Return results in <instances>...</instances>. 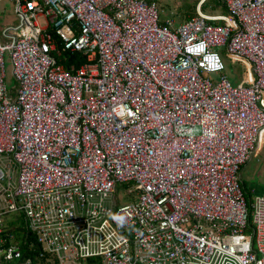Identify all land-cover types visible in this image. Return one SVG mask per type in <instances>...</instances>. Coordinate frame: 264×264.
<instances>
[{"label":"built area","instance_id":"2783aa9c","mask_svg":"<svg viewBox=\"0 0 264 264\" xmlns=\"http://www.w3.org/2000/svg\"><path fill=\"white\" fill-rule=\"evenodd\" d=\"M220 1L176 26L157 0H12L0 264H264V194L240 179L264 143V0Z\"/></svg>","mask_w":264,"mask_h":264},{"label":"rangeland","instance_id":"374dc122","mask_svg":"<svg viewBox=\"0 0 264 264\" xmlns=\"http://www.w3.org/2000/svg\"><path fill=\"white\" fill-rule=\"evenodd\" d=\"M158 7L163 10L165 13L170 10V15L172 14L174 21L177 25L184 20L183 14L189 15L190 12L193 15L196 14L200 4H202V0H157ZM194 6V10L187 8ZM212 6L208 7V12H204L200 7L201 12L207 15H219L217 12H211ZM188 9V10H187ZM167 11V12H166ZM194 14V15H195ZM169 17V16H168ZM37 22L40 27H44L46 25L45 19L43 17H38ZM20 21L17 15L13 10V2L12 0H8L5 3L0 4V42L5 44L6 40L2 37V31L6 27H15L19 25ZM220 53V52H219ZM5 84L9 88H13L14 81L11 74V63L9 61L8 54H5ZM223 62L226 66L225 72L229 76L230 79H233L235 86L239 85L244 76V70L239 64H232L229 59L222 55ZM81 62V60L77 57H74V63L77 65ZM9 158V157H8ZM10 159V158H9ZM9 159L6 156L0 155V170L4 173L5 176L11 174L12 182L15 181L17 177V170L14 166H11L12 171H8ZM242 178L244 180L245 185L249 190H251L254 195H263L264 194V143L262 151L259 154L255 155L250 163H248L245 169L242 172ZM3 183V182H1ZM117 201L121 202L119 205L126 204L127 201H123V190L117 192L116 194ZM17 214H11L8 217L14 219ZM4 222L7 226L9 220L7 217L4 218ZM33 264H44L41 261L35 260Z\"/></svg>","mask_w":264,"mask_h":264},{"label":"trees","instance_id":"16d2710c","mask_svg":"<svg viewBox=\"0 0 264 264\" xmlns=\"http://www.w3.org/2000/svg\"><path fill=\"white\" fill-rule=\"evenodd\" d=\"M209 6H212V8H211V12H217V13H219V15H225L227 12H226V8H225V6L222 4V2L220 1V0H204L203 2H202V4H201V8H202V10L204 11V12H208V7ZM187 8H190V9H192V11L194 10V6H192V7H187ZM188 10V9H187ZM195 14V13H194ZM192 15L191 14V12H190V14L189 15H185V14H183V17H184V20L183 21H185V20H187V19H189V18H191V17H193V16H195V15ZM182 21V22H183ZM215 25H223L224 23L223 22H215L214 23ZM55 39L58 41V42H60L59 41V39L55 36ZM69 59V58H68ZM68 59L66 60V61H64L63 62V64L65 65V66H67V67H69V65L70 64H72V63H74V60L72 61H68ZM81 62H82V60H81ZM80 65V63L79 64H77L76 66H79ZM244 190V192H245V194H246V197L247 198H250L251 197V192L249 191V190H247L246 188H244L243 189ZM9 215H7V216H5L4 218H6L7 217V220H9V222L7 223V226H6V228H9V229H11V230H14V233H15V235H16V237H17V240L18 241H26V244H28V243H33L34 245H35V247H34V251H32L31 253H30V255H29V257H31V259H35L34 258V255L36 254V253H39L41 250V248H40V246L39 245H36V243H35V238H34V236L33 235H31V234H26V229H25V226L23 225L24 224V221H23V219H22V216L21 215H17L14 219H11L10 220V218L8 217ZM13 220H17V222H19V226H18V228H16V227H14L13 225H14V221ZM6 225V224H5ZM26 236V239L24 240L23 238ZM28 249V247H26L25 248V253L28 251L27 250ZM51 260H53V259H51ZM41 262H43L44 264H47L46 262H45V260L43 259ZM49 264H55V262L53 261V263H49Z\"/></svg>","mask_w":264,"mask_h":264},{"label":"crops","instance_id":"0c3cea01","mask_svg":"<svg viewBox=\"0 0 264 264\" xmlns=\"http://www.w3.org/2000/svg\"><path fill=\"white\" fill-rule=\"evenodd\" d=\"M161 12H162V14H163V18H167L168 16L170 17V18H172L173 19V16H172V14L170 15V10H168V12L167 13H165L163 10H161ZM174 20V19H173ZM175 22V21H174ZM182 23V22H181ZM181 23H179V24H181ZM175 25L177 26V24H176V22H175ZM74 60V59H73ZM250 163V162H249ZM245 167L246 166H244L243 168H242V170H241V172H240V179H241V183H242V187H243V189L244 188H246L247 190H249L248 188H247V186L245 185V183H244V180H243V178H242V172H243V170L245 169ZM250 192H251V195L252 194H254L251 190H249ZM20 225V224H19ZM18 225V226H19ZM24 225V224H23ZM24 240L26 239V236L23 238Z\"/></svg>","mask_w":264,"mask_h":264},{"label":"clouds","instance_id":"9594fccd","mask_svg":"<svg viewBox=\"0 0 264 264\" xmlns=\"http://www.w3.org/2000/svg\"><path fill=\"white\" fill-rule=\"evenodd\" d=\"M119 188H121V187H118V189H117L118 192L120 191ZM121 190H122V189H121ZM10 215H11V214H10Z\"/></svg>","mask_w":264,"mask_h":264}]
</instances>
